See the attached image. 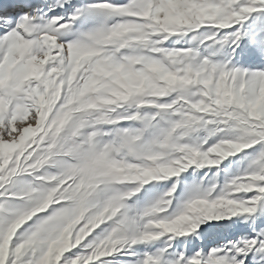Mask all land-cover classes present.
Returning <instances> with one entry per match:
<instances>
[{"label": "snow or ice", "instance_id": "1", "mask_svg": "<svg viewBox=\"0 0 264 264\" xmlns=\"http://www.w3.org/2000/svg\"><path fill=\"white\" fill-rule=\"evenodd\" d=\"M0 264H264V0H0Z\"/></svg>", "mask_w": 264, "mask_h": 264}]
</instances>
